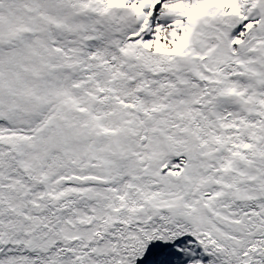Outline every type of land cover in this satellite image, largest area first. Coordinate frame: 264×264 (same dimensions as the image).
<instances>
[{"label":"snow or ice","instance_id":"obj_1","mask_svg":"<svg viewBox=\"0 0 264 264\" xmlns=\"http://www.w3.org/2000/svg\"><path fill=\"white\" fill-rule=\"evenodd\" d=\"M0 264H264V0H0Z\"/></svg>","mask_w":264,"mask_h":264}]
</instances>
